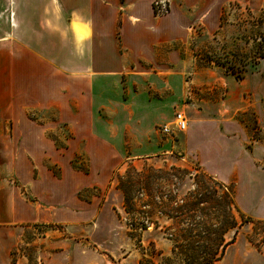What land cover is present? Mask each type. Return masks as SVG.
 <instances>
[{
  "label": "rangeland",
  "instance_id": "374dc122",
  "mask_svg": "<svg viewBox=\"0 0 264 264\" xmlns=\"http://www.w3.org/2000/svg\"><path fill=\"white\" fill-rule=\"evenodd\" d=\"M153 7L158 15L165 14V41L156 44L152 53L155 71L165 65V78L153 76L147 80L157 109L153 106L152 112H136L127 109L128 101L119 103L112 98L110 109L91 112L90 122H95L91 139L95 141L89 143L90 153L81 143H75L70 153L73 168L82 170L89 181L80 192L83 213L89 220L71 230H99L104 237L99 240L107 246L113 244L115 250L125 249L128 239L122 234L129 232L139 261L163 264V256L176 260L174 245L189 236L175 222H185L182 228L193 220L212 226L231 220L233 213L237 225L226 232L225 238L235 237L234 242L215 264H264V221L247 215L237 204L234 180L223 182L208 173L197 154L189 152V143L178 146L187 130L178 131L174 122L178 112L185 114L188 127L195 119L225 126L236 121L240 130L224 131L227 137L239 134L246 140L249 136L251 141L244 146L247 150L263 136L258 105L264 104V96L258 95L256 88L264 86V2L252 6L243 0H153ZM103 49L109 54L116 52L109 46ZM139 84L142 83H136L137 91L146 88ZM125 87V94L131 93L132 88ZM28 114L33 122L25 132L14 119L0 125V156H6L0 161L1 173L6 175L7 168L13 166L7 162L9 154L16 155L14 167L21 163L31 179L37 177V171L31 173L32 164L43 163L60 173L53 158L64 161L65 154H69L65 147L66 138L72 135L71 127L52 125L59 116L56 107L33 108ZM136 118L141 120L140 125H136ZM165 125L171 128L170 132L164 131ZM41 150L45 153L40 154ZM15 178H19L17 174L11 181L16 182ZM128 179L133 183L129 214L119 188ZM227 199L233 200L231 211L227 210ZM100 213L106 216L103 223L94 224ZM57 229L61 226L29 227L26 240L33 241L42 233ZM208 232L211 235L213 229ZM40 242L22 247L31 262L35 261L36 247L43 246Z\"/></svg>",
  "mask_w": 264,
  "mask_h": 264
},
{
  "label": "crops",
  "instance_id": "0c3cea01",
  "mask_svg": "<svg viewBox=\"0 0 264 264\" xmlns=\"http://www.w3.org/2000/svg\"><path fill=\"white\" fill-rule=\"evenodd\" d=\"M243 1L252 6L264 2ZM163 41L165 14L155 12L153 0H0V125L14 119L25 132L33 122L30 109L56 107L59 116L52 125L72 129L66 138L69 154L64 161L53 158L61 168L58 174L43 163L32 164L31 173L37 171V177L31 179L21 163L14 167L15 154L7 156L13 166L6 175L0 171V264H140L129 232L122 234L128 239L125 249L115 250L113 244L99 240L104 238L99 230H71L89 220L80 197L89 181L82 170L73 168L70 153L75 143L90 153L89 143L95 141L91 112L110 109L116 99L128 101L127 109L136 112L157 109L147 80L165 78V65H158V71L152 65L153 50ZM105 46L116 48L115 54ZM144 62L148 65H141ZM136 83L146 88L137 91ZM124 86L132 88L131 93L125 94ZM261 87L256 89L264 96ZM258 113L264 128V104L258 105ZM140 121L136 118V125ZM225 125L195 119L178 146L189 143V152L197 154L208 173L223 182L234 180L237 204L247 215L264 221V129L247 150L249 136L246 140L239 134L227 137L224 131H238L240 124ZM42 137L54 142L45 134ZM55 150L61 153L60 148ZM4 159L0 156V161ZM14 174L19 177L16 182L11 181ZM105 217L100 213L93 223H103ZM58 225L61 229L26 240L29 227ZM38 240L43 246L36 247L31 262L22 247Z\"/></svg>",
  "mask_w": 264,
  "mask_h": 264
},
{
  "label": "trees",
  "instance_id": "16d2710c",
  "mask_svg": "<svg viewBox=\"0 0 264 264\" xmlns=\"http://www.w3.org/2000/svg\"><path fill=\"white\" fill-rule=\"evenodd\" d=\"M262 57H264V55ZM132 185L133 183L128 179L119 186L124 194V207L128 214L131 212L130 203L133 198ZM221 185H223V183H221ZM227 203L229 204L227 210L230 209L231 211L233 200L227 199ZM151 206L154 207V204ZM227 215L229 216L228 212ZM230 218L231 220L213 224V228H211L212 226H208L207 223L197 222V220H193V223L189 224L190 226L187 228H184V226L182 228L181 224L185 223L182 220L175 222L177 227L179 229L181 227L183 231H187L189 236L184 237L181 241L178 240L172 249V253L175 255L176 260L179 259L180 262L168 255L163 256V264H215L220 261L225 255L227 247L232 244L235 239V237L230 240L225 238L226 232L231 228H235L237 225L233 213L232 215L230 214ZM209 229H213L211 235L208 232ZM168 237L173 238V236ZM12 256L13 260H16L14 253H12ZM140 264H145L143 259L140 260Z\"/></svg>",
  "mask_w": 264,
  "mask_h": 264
},
{
  "label": "built area",
  "instance_id": "2783aa9c",
  "mask_svg": "<svg viewBox=\"0 0 264 264\" xmlns=\"http://www.w3.org/2000/svg\"><path fill=\"white\" fill-rule=\"evenodd\" d=\"M174 122H175V128L178 131H185L188 128V120L186 119V116L182 112H178L175 114L174 117ZM171 128L167 125L164 127L165 132H170Z\"/></svg>",
  "mask_w": 264,
  "mask_h": 264
}]
</instances>
